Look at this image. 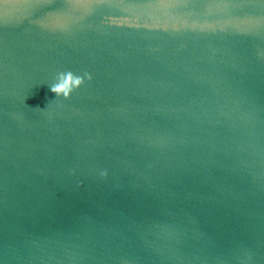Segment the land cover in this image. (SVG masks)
I'll use <instances>...</instances> for the list:
<instances>
[{
    "label": "water",
    "instance_id": "water-1",
    "mask_svg": "<svg viewBox=\"0 0 264 264\" xmlns=\"http://www.w3.org/2000/svg\"><path fill=\"white\" fill-rule=\"evenodd\" d=\"M0 264H264V0H0Z\"/></svg>",
    "mask_w": 264,
    "mask_h": 264
},
{
    "label": "clouds",
    "instance_id": "clouds-1",
    "mask_svg": "<svg viewBox=\"0 0 264 264\" xmlns=\"http://www.w3.org/2000/svg\"><path fill=\"white\" fill-rule=\"evenodd\" d=\"M85 78L91 79L90 73H84L83 75H77L72 71H63L58 73L56 82L50 85V90L56 94V96H63L68 98L71 93L79 88L83 83ZM102 175H107L106 171L101 173Z\"/></svg>",
    "mask_w": 264,
    "mask_h": 264
}]
</instances>
